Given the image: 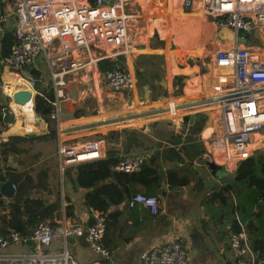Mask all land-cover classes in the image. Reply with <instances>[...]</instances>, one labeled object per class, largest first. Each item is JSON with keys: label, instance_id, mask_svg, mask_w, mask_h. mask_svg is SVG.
I'll return each instance as SVG.
<instances>
[{"label": "crops", "instance_id": "crops-1", "mask_svg": "<svg viewBox=\"0 0 264 264\" xmlns=\"http://www.w3.org/2000/svg\"><path fill=\"white\" fill-rule=\"evenodd\" d=\"M184 1L171 0L169 4H161L158 0L125 1V11L137 14L135 23L131 22L129 25V32L133 35L136 49L133 54L122 57L119 64H124V68L133 75L135 80L133 90L117 92L106 89L99 84L98 74L83 77L81 75V79L88 82H72L68 85L73 98H76V92L83 87H86L88 92L77 102H62L74 106L75 111H68L65 117L66 111L62 107L65 133L61 137L70 142L71 140L80 142L94 135L108 138L106 132L112 131L115 134L112 139L110 138V143L106 145L105 157L109 149L116 150L119 156L125 153V138L128 131H133L136 140L132 143L128 153L147 151L145 160L148 163V159L155 157L161 176L159 184L154 186L150 192L158 196L160 205L158 214L153 216L146 208L140 206L130 209L125 205L126 199L116 206H111L109 211L113 213L109 218L104 235L105 245L110 250V261L100 259L84 238L71 237L67 239L66 245L71 250L73 264H140L142 252L173 236L182 238L187 249L188 264H233L228 250L227 234L223 226L235 217L240 218V208L238 211L232 210V206L240 197L232 195L231 199L224 204L209 202L207 194L210 189L222 185L196 187V174L192 169L197 158L208 154L216 164L231 172L234 177L235 171L229 170L219 152L210 151L212 145L208 140L209 135L212 129L217 124L219 125V114L215 104L194 110L178 111L179 128L169 120L170 117L163 114L160 118L169 121L166 129L154 128L159 118L151 116L91 129L68 131L75 126L94 121L159 109L166 107L168 103L181 105L196 100L212 99L207 88L213 76L211 54L218 48L229 47L233 43L234 35L231 29L219 26V22L214 20L222 18L206 15L199 8L198 0H193L189 8L184 7ZM14 9L15 0H0V13H8ZM14 25V17L10 16L5 24V33L12 32ZM239 42L241 46L263 44L261 31L254 30L244 34L239 38ZM172 44H177L180 48L172 49ZM179 56L186 58L182 59ZM31 68H33L31 69L32 74L42 80L46 78V65L41 58L37 59ZM3 75L4 71L0 65V97L3 98L0 104L6 101L1 89ZM17 110L13 111L17 113ZM82 110L92 112L94 115H85L81 112ZM18 113L17 115L21 117L25 112L22 110ZM71 113L73 116H70ZM197 113L205 114L206 125L200 132L193 134L189 128L197 120ZM186 114H194V120L191 124L187 123L182 126L181 117ZM24 117V120L17 124L20 126L21 133L16 134L32 131H35V135L44 133L46 129L44 123L38 121L36 124L28 123L25 114ZM41 124L43 125L40 129ZM13 129L14 127L9 128L3 133L15 134L17 129L14 132ZM55 141L57 145V139ZM35 142L46 144V141ZM26 144L28 143L23 146L28 148ZM191 145L195 146V150L190 147ZM251 148L252 156L264 154V132L253 136ZM36 153L40 154L39 151ZM7 156L6 162L0 160V172L7 178L13 175L26 187L38 184L35 175L41 177L42 171L35 170L37 163L32 164L36 159L35 155L9 154ZM28 157L32 161L29 162ZM37 159H40V156ZM202 168L203 166L198 167V169ZM68 169L62 181L57 171L60 187L61 183L66 180L65 188L63 186V190L60 189L61 202L67 203L66 208L70 206L68 210L64 209L65 218L69 222H82L87 219L89 211L83 204L84 195L89 189L76 186L74 176ZM168 170L176 171L179 176H186L190 182L185 186L171 188L166 181ZM5 173H8V176ZM67 174H70L72 178H67ZM208 178H210L208 174L204 176V179ZM42 183L46 187L37 190V193L41 197L48 198L49 202L54 201L56 184L50 173ZM131 189L132 193L145 192V188L137 184ZM2 200L5 204L11 201ZM222 204L228 207L219 208ZM60 216H62V208ZM60 216L54 218L55 222ZM249 220L250 218L246 219L247 222ZM251 220L256 225L260 223V220L255 218ZM257 232L251 233L249 237H256L254 234ZM62 244V239H54L51 248H61ZM28 250L29 245L22 242L11 243L8 247V251L16 253H24Z\"/></svg>", "mask_w": 264, "mask_h": 264}, {"label": "built area", "instance_id": "built-area-1", "mask_svg": "<svg viewBox=\"0 0 264 264\" xmlns=\"http://www.w3.org/2000/svg\"><path fill=\"white\" fill-rule=\"evenodd\" d=\"M125 1L15 0L13 11L0 13V38L5 33L8 18L13 16L15 20L14 43L8 54L0 59L4 71L1 89L9 101L7 106L15 116L13 94L20 90L30 93L32 111L36 96L50 106L49 117L56 132L55 157L61 181L67 168L104 158L107 145L104 138L73 143L61 137L65 133L61 103L77 102L88 92L83 87L73 98L68 85L88 82L83 81L81 75L98 74L99 84L111 91L128 92L135 86L133 75L119 67L121 58L133 54L136 49L129 25L135 23L137 14L125 11ZM169 1L158 0L161 4H169ZM192 3L193 0H185L184 7L189 8ZM198 4L209 17L222 18L219 26L231 29L234 35L229 47L218 48L211 54L213 76L207 86L210 98H229L215 104L219 125L212 129L208 140L212 145L210 151L219 152L232 171L252 156L253 136L264 132V0H198ZM254 30L261 31L263 44L241 46V35ZM39 58L46 65L43 80L31 72L32 65ZM102 61H110L114 67L100 69ZM166 106L169 107L167 117L179 128L175 104ZM7 136L0 133V143ZM147 154L145 150L120 154L114 169L123 173L138 171ZM125 205L130 209L144 207L153 216L160 209L158 197L154 194L135 193L125 200ZM66 206L67 203L62 201V217L52 225L38 223L23 237L12 231L0 234V264H73L66 245L71 237L84 238L100 259L110 261V250L104 242L109 210L89 209L85 221L69 222L64 213ZM235 219L240 225L238 230L234 229L232 220L223 226L232 262L254 264L257 253L250 246L243 224L238 217ZM54 239H62L61 248H51ZM15 242L29 245V250L24 253L8 251L9 245ZM140 264H188L182 239L173 236L151 246L141 253Z\"/></svg>", "mask_w": 264, "mask_h": 264}, {"label": "trees", "instance_id": "trees-1", "mask_svg": "<svg viewBox=\"0 0 264 264\" xmlns=\"http://www.w3.org/2000/svg\"><path fill=\"white\" fill-rule=\"evenodd\" d=\"M14 43L12 32L4 33L0 38V56L5 57L11 45ZM100 69L104 67H114L110 61L99 63ZM124 69V64L119 65ZM37 74V73H35ZM0 104V133L6 132L10 126L2 122V108ZM33 111L38 122L45 124L46 129L40 135L16 134L21 133L18 128L14 133L7 136L6 140L0 143V160L7 161L9 154H24L29 151L24 147L25 143L35 141L55 140L56 132L54 124L50 120V106L44 99L36 96L33 104ZM43 124L40 125V129ZM206 125V116L203 113H197V120L190 126L191 133L200 132ZM114 132H110L108 137L113 138ZM102 136V135H98ZM195 150V146H190ZM204 152V151H203ZM117 151L109 149L104 158L79 163L71 168L76 186L89 189L84 195L83 204L88 209L99 211H108L111 206H116L129 198L132 193L131 187L135 184L145 188V194L150 193L152 188L159 184L160 167L154 158L144 161L140 170L123 173L114 169L118 159ZM8 168V167H6ZM8 172V170H7ZM8 176V173H5ZM15 185V194L8 204L0 199V234L16 232L20 236H26L29 230L33 229L38 223L47 222L54 224V218H58L61 209V197L56 196L55 200L49 202L46 197H41L37 190L44 189L46 185L40 183L38 186L26 187L21 180H16L13 175L8 176ZM166 181L171 188H177L187 185L190 180L186 176H179L174 170L166 172ZM234 181L237 191L229 186L212 187L207 194V200L217 204L226 203L232 195L240 199L232 206V210H239L238 219L245 230L250 235L257 232L259 227L251 219L264 221V154L251 156L240 162L234 173ZM143 194V193H142ZM158 197V196H157ZM70 208V206H69ZM66 208L67 210L69 209ZM254 209V210H253ZM113 211H109V218ZM250 218L247 222L246 219ZM235 230L240 228L237 220H232ZM247 222V223H245ZM264 234V227L262 230ZM249 243L252 249L257 253V259L254 264L264 263V241L260 236L249 237ZM231 264V263H229Z\"/></svg>", "mask_w": 264, "mask_h": 264}, {"label": "water", "instance_id": "water-1", "mask_svg": "<svg viewBox=\"0 0 264 264\" xmlns=\"http://www.w3.org/2000/svg\"><path fill=\"white\" fill-rule=\"evenodd\" d=\"M244 34L241 35L243 37ZM245 41V38L243 39ZM262 45V44H260ZM207 68V67H206ZM229 99L228 97H220V98H212V99H203V100H196L187 102L181 105H175V109L177 111L186 110V109H197L203 106L216 104L219 101ZM13 100L16 103H26L30 100V93L26 90H20L13 94ZM169 111V107H162L159 109H152L148 111H143L141 113H132L129 115L121 116V117H113L109 119L94 121L92 123H87L83 125H78L71 128L68 131H77L83 129H91L99 126H104L108 124H116L123 121H127L134 118H141V117H151L157 116L159 119L155 122L154 128H161L166 129L169 123L168 120L164 118H160L161 115L166 114ZM85 115H94L92 112H84L81 111ZM194 120V114H186L181 117L182 126H185L187 123L191 124ZM15 121V116L10 110L9 106H5L2 108V122L10 126ZM24 134L27 135H35L34 131L26 132ZM140 136V135H139ZM136 140V135L133 131H128V134L125 138V153H128L129 148L131 147L132 143ZM199 166H203L202 169H198ZM192 169L195 171L196 174V182L195 186L207 185V187L215 186L216 184L222 186H229L234 191H237V187L235 185L234 177L231 172L224 170L218 164H216L210 155L205 154L202 157H199L195 160L194 166ZM209 175L210 178L204 179V176ZM67 178L71 179V175L67 174ZM15 194V188L13 187V181L9 177L7 178L2 172H0V199L4 200H11Z\"/></svg>", "mask_w": 264, "mask_h": 264}, {"label": "rangeland", "instance_id": "rangeland-1", "mask_svg": "<svg viewBox=\"0 0 264 264\" xmlns=\"http://www.w3.org/2000/svg\"><path fill=\"white\" fill-rule=\"evenodd\" d=\"M215 21H217V22H219L221 19H214ZM173 48H180V46L179 45H177V44H172V49ZM179 58H182V59H185L186 57L185 56H179ZM206 59V58H205ZM182 61H184V60H182ZM189 63H191L189 60H187ZM0 100H2L3 101V98L2 97H0ZM8 103H9V101L8 100H6V101H4V102H2L1 104L2 105H4V107L5 106H7L8 105ZM12 107L15 109V110H17L16 112V114H19L18 112L19 111H22L19 107L17 108L16 106H14L13 104H12ZM62 107L64 108V110L66 111L65 112V117H67V115H68V111H71V110H73V111H75V108H74V106H69V105H67V104H65V103H62ZM25 114V113H24ZM24 114L23 115H21V116H23L24 117ZM70 116H73V113H71L70 114ZM25 118V117H24ZM18 128H20V126H18ZM18 128H15V130L16 129H18ZM14 130V131H15ZM35 132V131H34ZM110 132H112V131H110ZM109 131H107L106 132V134H107V137H108V135H109V133H110ZM106 134H105V136H106ZM20 135H23V134H20ZM99 138H104L105 140H106V143H110V141H111V139L108 137V138H105V137H103V136H98V135H94L93 137H90L89 139L87 138L86 140H83V141H80V142H86V141H90V140H95V139H99ZM109 140V141H108ZM67 141H70V140H67ZM71 142H73V143H76V141H74V140H71ZM36 143V142H35ZM28 143V144H26V146H28V149H29V151H27L26 153L27 154H32V155H35V161L32 163V164H35V163H37L38 164V166L36 167V169L35 170H37V169H40L41 171H42V174H41V177L40 176H37V175H35V179L37 180V185H33V186H38V185H40V183L44 180V178L45 177H49V173H50V176L52 177V179H53V181H54V184H56V192H54V196L56 195H59L60 197H61V191H60V189H62L63 188V186H64V188H65V182H66V180H64L62 183H61V187H60V183L58 182V178H57V169H56V158H55V151H56V141L55 140H46V144H44V143H40L39 144V142L38 143ZM42 145L44 146L43 148H42ZM109 145V144H108ZM36 151H39V153L40 154H37L36 153ZM26 153H24L23 154V156H25V155H27ZM38 156H40V159H37V157ZM256 156V155H255ZM15 157V156H14ZM29 158V157H28ZM30 161H32L30 158H29V162ZM235 171V170H234ZM63 190V189H62ZM65 192V191H64ZM144 194V193H143ZM145 195H148V194H145ZM157 196V195H156ZM160 196V195H159ZM161 198V197H160ZM61 200V199H60ZM231 202V201H230ZM235 204V203H234ZM231 205H232V202H231ZM223 207H228V206H224L223 204L219 207V208H222L223 209ZM64 209H66V207L64 208ZM254 210V209H253ZM58 215L60 216V212L58 213ZM62 216H60V218H61ZM258 226H260L259 227V229H258V232L257 233H255L254 235H256V236H260V237H262L263 238V241H264V234H263V232H262V230H263V227H264V221H260V223H259V225ZM182 239V238H181ZM182 245L185 247V249H186V246L183 244V242H182ZM68 250L70 251V253H71V250L68 248ZM187 250V249H186Z\"/></svg>", "mask_w": 264, "mask_h": 264}, {"label": "bare ground", "instance_id": "bare-ground-1", "mask_svg": "<svg viewBox=\"0 0 264 264\" xmlns=\"http://www.w3.org/2000/svg\"><path fill=\"white\" fill-rule=\"evenodd\" d=\"M18 87L19 86H16L15 88H18ZM12 89H14V88H12ZM12 104L14 106H16L17 108L19 107L21 110H23L25 112V116H26V119H27L28 123H34V124L37 123L38 120H36L33 111L30 109V107H31V101L30 100L28 102L22 103V104L21 103H16V102H14ZM15 117H16V119H15L14 123L11 124V126L9 127V128H13L14 127L13 132H14L15 128H18V125H17L18 122L24 120V117H22V116L20 117L16 113H15Z\"/></svg>", "mask_w": 264, "mask_h": 264}, {"label": "clouds", "instance_id": "clouds-1", "mask_svg": "<svg viewBox=\"0 0 264 264\" xmlns=\"http://www.w3.org/2000/svg\"><path fill=\"white\" fill-rule=\"evenodd\" d=\"M72 167H73V166H72ZM69 168H70V167H69ZM67 169H68V168H67ZM67 169H66V170H67ZM149 203H153V201H149Z\"/></svg>", "mask_w": 264, "mask_h": 264}]
</instances>
